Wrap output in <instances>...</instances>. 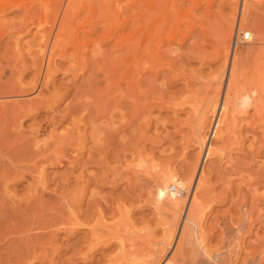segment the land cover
Instances as JSON below:
<instances>
[{
  "label": "rangeland",
  "instance_id": "374dc122",
  "mask_svg": "<svg viewBox=\"0 0 264 264\" xmlns=\"http://www.w3.org/2000/svg\"><path fill=\"white\" fill-rule=\"evenodd\" d=\"M44 1L21 0L0 15V25H5L0 31V264H146L155 256L152 247L155 250L169 231L162 232L160 222L171 218L163 213L176 197L175 187L188 180L193 168L195 174L201 170L199 178L205 181L197 195L201 213H206L202 230L207 248L217 250L226 238L239 236L232 242L239 240L242 251H237L238 259L231 257L233 263L264 264V111L256 115L249 108L255 115L248 111L247 117L238 111L234 117L245 118L236 119L228 132L218 126L219 139L213 135L219 105L203 125L202 149L192 135L197 110L206 106L208 96L218 95L220 103L224 97L226 83L220 85L217 78L225 65L221 42L233 23L230 53L244 12L247 27L242 30L250 38L235 46L242 70L246 72L260 53L264 56V0H210L199 6L172 0L181 31L186 27L183 43L168 42L167 26L164 43L153 39L152 50L160 59L156 73L142 64L130 81L121 69L126 52L115 41L137 27V4L145 0L122 2L123 30L113 29V37L105 35L110 24L96 19L97 9L94 17L87 8L66 17L73 26L64 24L67 31L53 52L50 70L40 56V30L46 34L49 28L54 36L66 18L62 4H55L52 13L53 0ZM48 9L56 15L50 17ZM131 15L135 21L129 22ZM51 36L41 44L49 47ZM215 79L220 88L216 93L210 92L215 84L219 89ZM209 145L215 151L211 156L206 155ZM155 172L169 178L166 191L155 184L154 179L162 183ZM194 184L195 178L187 194L178 196L183 211ZM164 247L163 258L176 255L175 241Z\"/></svg>",
  "mask_w": 264,
  "mask_h": 264
},
{
  "label": "bare ground",
  "instance_id": "6f19581e",
  "mask_svg": "<svg viewBox=\"0 0 264 264\" xmlns=\"http://www.w3.org/2000/svg\"><path fill=\"white\" fill-rule=\"evenodd\" d=\"M21 2V0H0V15L3 14L4 12L7 11V9H9L10 5L13 4V5H18V3L16 4V2ZM27 1V0H26ZM30 1V0H29ZM125 2V0H53L52 1V4L51 1L49 3V5L51 6V10L52 13H55L54 10L55 8H53V6H59V3L62 4L63 6V12H62V18H66V17H71V15H77V13L83 9V8H87V10L89 9V11H91L92 13L95 11L96 12V9L98 11V14L99 16L96 17V19H100L99 20H103L104 23L106 24H110V29L108 31V28H107V31L105 32V35H112V37L115 35L113 34L115 28L118 29V27L122 28V24H123V20H121V15L122 13H124V11L121 10V6H123L122 2ZM131 1V2H130ZM129 4H136L138 3L137 0H130ZM190 1V0H189ZM201 1H205L207 4L211 3L210 0H191V4L193 6H199ZM32 2V1H31ZM44 2L47 3V0H45ZM44 2H42L41 4L43 5ZM171 2H174L172 0H145L144 2H139V4H137L140 12H139V19L138 21H136L135 23L137 24V27H131L133 28L131 31H128V33H124V35H121L122 37L119 39V38H116L115 39H119V40H116L115 42H118L119 45H122L125 46L121 47V49L123 48L125 50V55H127V59H122V67L121 69L123 68L125 70L124 73V77L127 79L128 78V81H130L129 79L132 78L133 76V73L135 75V72H139L138 69L141 67L142 64H145L149 69L153 70L154 73H156L154 70L157 66H158V62L160 61V59L157 57V54L155 53L156 49H154L156 47L153 46L152 48V44H153V39H157L159 38V40H157L158 44L159 43H164V33L168 30L167 26H169L170 28V32L171 34L169 36H167L168 32L165 33V35L167 36V40L168 42L170 43L171 41L173 40H178V43H183L187 33L185 31V23H183L184 25V32L181 31L182 29V26H181V23L178 19V13L176 10H174L173 8H171ZM46 3L44 5H46ZM25 4V3H24ZM40 4V5H41ZM247 4V3H246ZM245 4V5H246ZM20 5H23V4H20ZM128 5V4H126ZM175 6V4H173ZM243 5V4H242ZM19 6V5H18ZM48 6V4H47ZM131 6V5H130ZM136 6V8H137ZM173 6V7H174ZM129 6H127L128 8ZM132 7V6H131ZM130 7V8H131ZM243 7V6H242ZM248 7V5L246 7H243V12L245 11V9ZM44 8L47 9V7L44 6ZM49 8V7H48ZM53 8V9H52ZM134 8V7H133ZM131 8V9H133ZM137 8V9H138ZM61 9V8H60ZM164 9V10H163ZM172 9V10H170ZM242 9V8H241ZM134 10V9H133ZM247 10V9H246ZM135 12H137L136 10H134ZM174 11V12H173ZM242 11V10H241ZM49 12V13H48ZM48 12L47 14H51L50 10L48 9ZM81 12V11H80ZM94 12V14H95ZM249 12V11H248ZM45 13V12H44ZM60 13V12H59ZM90 13V12H89ZM247 13V12H246ZM93 14V17L96 16V14L94 15ZM97 14V15H98ZM242 14V13H241ZM45 15V14H44ZM43 15V16H44ZM52 15H56V14H51L50 17ZM248 15V14H247ZM247 15H245V12H244V16L243 17H239L240 20L238 21V23L236 24V27H235V37L239 36V33L237 35L236 31H238L240 28L241 30L244 28V24H246L244 21H246V17H248ZM47 16V15H45ZM60 16V14H59ZM78 16V15H77ZM92 16V15H91ZM127 17L129 15H126ZM125 14H124V17H125V20H127ZM240 16V15H239ZM55 18V16H53ZM58 17V16H56ZM69 17V18H70ZM89 17V16H88ZM47 18V17H46ZM53 18V19H54ZM61 17H58V19H60ZM69 18H66L67 20H70ZM134 19V17L131 15L130 18H129V22L131 21V19ZM138 18V17H137ZM181 18H184L183 16H181ZM57 19V20H58ZM65 19V20H66ZM75 19V18H74ZM55 20V19H54ZM63 21V23H59V25L56 26L57 30H55V34L54 36H51L50 32L48 30H50L49 28L47 29V32L45 34V29H43L44 31H41L40 32L38 31V33H40V36L41 38L39 39L40 40V44L36 47L39 48V51L41 52V55L40 56H43L46 58V61L45 63L47 64L46 65V68L49 69L51 63H52V55H53V52H55L54 50L56 49V46H57V49H58V46L60 44H58V42L61 43V40L63 42V35L65 33V25H69L70 27L73 26V24H71V20L69 21V23L66 24L67 21ZM89 19H86V22L84 21V23L88 24L87 21ZM116 21V22H115ZM135 21V19H134ZM183 21V20H182ZM8 22V21H7ZM46 22V21H45ZM61 22V21H60ZM65 22V23H64ZM125 22V21H124ZM127 22V21H126ZM127 22V23H129ZM188 22V20H187ZM42 23V22H41ZM47 23V22H46ZM83 23V24H84ZM114 23V24H112ZM126 23V24H127ZM43 24V23H42ZM53 24V23H52ZM65 24V25H64ZM85 24V25H86ZM131 24V23H130ZM2 25V24H1ZM0 25V28H2V26L4 27L5 25ZM72 25V26H71ZM82 25V24H81ZM91 25V24H90ZM129 25V24H128ZM132 25V24H131ZM11 26V25H10ZM111 26H114L113 28ZM241 26V27H240ZM69 27V28H70ZM246 27H247V24H246ZM52 28V27H51ZM68 28V29H69ZM165 28L167 29L165 31ZM41 29V28H40ZM114 29V30H113ZM126 29V27H125ZM245 29V28H244ZM94 30V28L92 29ZM91 30V31H92ZM120 30V29H119ZM123 30V28H122ZM246 30V29H245ZM1 32L4 31L3 28L2 30H0ZM67 31V29H66ZM72 31V30H71ZM90 31V30H89ZM232 31H233V23L227 28V33L224 35V40H223V43L221 42V48H223L221 51L223 53V56H224V63L225 64L223 66V70L221 72V76L220 78L217 76L218 80L220 79V82L219 84H223V83H226L225 85V91H224V97L220 103V98H218V95H216L215 97L214 96H208V101L205 99L202 100V101H205L204 104H206L205 107L203 106H200L202 104H200L199 106L202 107V108H198L199 111L198 113V119H197V129L192 125L193 128H195L192 132L194 138L196 137L195 134L197 135V137L195 138L196 140V143L200 146L199 148H203L204 144H205V137H204V132H203V135L202 134V129L203 128V125H206L208 123L207 120H210V116L209 115H213L215 114V111H217V107L220 105V109L221 111L220 112H217V113H220V114H217V116L219 115V118L218 120L216 121V124L213 128V135H215V133L217 132V128L218 126H221V128L225 129V132L231 128L233 129L232 127L234 126V122L236 119H238L239 117H242L241 116H238V118H235L237 117L238 115V111L239 113H242V114H245V116H249V115H246L248 114V111H249V108L253 109V111H255V114L259 115V112L262 110L264 111V58H261V59H258L262 54L260 53L259 56L257 57V61H254L253 65H251L245 72V70H242L243 68V65H242V60L240 61V59L242 58H239L238 56V53L235 52V46L237 44V41H236V44H233L232 46V49H231V52L229 53V41L231 39V36L233 35L232 34ZM240 31V30H239ZM243 31H240L242 32V35H243ZM37 32V31H36ZM246 33V31H244ZM6 33V32H5ZM9 33V32H8ZM49 33V34H48ZM177 33H181L179 34V37H178V34ZM183 33V34H182ZM37 34V33H36ZM177 34V37L174 36ZM51 36V40H50V44H49V47H48V44L45 43L47 41V39L49 37L47 36ZM104 35V36H105ZM117 35V34H116ZM39 36V35H38ZM106 36V37H107ZM165 36V38H166ZM7 37V36H6ZM109 37V36H108ZM163 38V39H162ZM178 38V39H177ZM41 39H43L45 42L43 43L42 41V44H41ZM103 40V38H102ZM107 40V39H105ZM2 41V40H1ZM68 41V40H67ZM96 41V40H95ZM166 41V39H165ZM114 42V43H115ZM241 42V41H240ZM155 43V42H154ZM58 44V45H57ZM156 44V43H155ZM223 44V45H222ZM4 45V44H3ZM65 45V43H64ZM98 45V44H97ZM115 45V44H114ZM117 46V45H116ZM60 47V46H59ZM119 46H117L116 48H118ZM220 48V47H219ZM77 49V48H76ZM122 49V51H123ZM154 49V50H152ZM78 50V49H77ZM80 50V49H79ZM38 51V49H37ZM38 51V52H39ZM63 52V51H62ZM78 52V51H76ZM57 54V53H56ZM243 54V53H242ZM54 56V55H53ZM56 56V55H55ZM261 57H264V56H261ZM121 58V57H120ZM244 58V57H243ZM43 59V58H42ZM227 59H229V61H227ZM245 61V60H244ZM247 61V60H246ZM162 62H160L161 64ZM106 65V64H105ZM111 65V64H110ZM162 65V64H161ZM160 66V68H162ZM166 66V65H165ZM242 66V67H241ZM245 66V65H244ZM52 67V66H51ZM225 69H227V71H225ZM244 69V68H243ZM50 70V69H49ZM110 70V69H109ZM120 70V69H119ZM137 70V71H136ZM140 70V69H139ZM115 71V70H114ZM121 71V70H120ZM135 71V72H134ZM225 71V72H224ZM243 71V72H242ZM49 72V71H48ZM227 72V75L224 77V73L226 74ZM46 73V71H45ZM108 75V74H106ZM123 76V74H122ZM137 77V75H136ZM124 78V80H126ZM224 78V80H223ZM217 79H215V82H217V86H218V81H216ZM226 81V82H225ZM123 82V80H122ZM127 81H125L126 83ZM132 83V82H131ZM215 84V83H214ZM120 85V84H119ZM126 85V84H125ZM124 85V86H125ZM208 85V84H207ZM216 85V84H215ZM212 88H214V86ZM123 86V85H121ZM120 86V87H121ZM138 86V85H137ZM224 86V85H222ZM221 87V86H220ZM124 88V87H123ZM210 90L211 91H214V93H216V91H220V88L218 86V90L216 89L217 87L215 86V89H212ZM222 88V87H221ZM122 89V88H121ZM132 91V90H131ZM139 92V91H138ZM149 92V91H148ZM209 92V94H210ZM132 94V93H131ZM147 94V93H146ZM150 94V93H149ZM148 94V95H149ZM222 94V93H221ZM130 95V94H129ZM208 95V94H207ZM131 96V95H130ZM133 96V95H132ZM209 97H210V101L209 102ZM214 97V99H213ZM220 97V96H219ZM134 98V97H133ZM147 98V97H146ZM222 98V97H221ZM158 99V98H157ZM157 99H156V102H157ZM2 100V98L0 99V101ZM160 100V99H159ZM3 101V100H2ZM161 101V100H160ZM190 102V101H189ZM159 103V101H158ZM186 103V102H185ZM200 103V102H199ZM4 103L1 102L0 105ZM149 104V103H148ZM161 104V103H160ZM193 103L191 102V105ZM198 104V103H197ZM152 105V104H151ZM177 105V104H176ZM183 105V104H182ZM194 105V104H193ZM193 107V106H192ZM192 107H191V110H192ZM196 107V104L195 106ZM197 109V107H196ZM195 109V110H196ZM202 109V110H201ZM250 109V110H251ZM197 111L196 113H192V115L194 114V117H196L197 115ZM219 111V110H218ZM237 111V112H236ZM148 112V111H147ZM195 112V111H193ZM251 113V111H249ZM257 112V113H256ZM237 113V115L235 114ZM148 114V113H147ZM254 114V113H253ZM254 114V115H255ZM196 115V116H195ZM236 115V116H235ZM262 114L260 113V116ZM209 116V117H208ZM214 116V115H213ZM235 116V117H234ZM264 116V115H262ZM244 117V116H243ZM242 117V118H243ZM259 117V116H258ZM209 118V119H208ZM213 118V117H211ZM215 118V117H214ZM235 118V119H234ZM245 118V117H244ZM250 118V117H249ZM260 118V117H259ZM259 118H258V121H259ZM241 119V118H240ZM264 119V118H262ZM192 123V122H191ZM206 123V124H205ZM260 123V122H259ZM232 125V126H231ZM256 125V124H255ZM74 126V125H73ZM262 126V125H261ZM205 127V126H204ZM230 129V130H231ZM54 131V130H53ZM222 131V129L220 130ZM218 131V133L221 134V132ZM223 132V131H222ZM224 132V133H225ZM217 133V134H218ZM51 134V133H50ZM48 134V135H50ZM229 134V133H228ZM237 134V133H236ZM233 136H235L234 132L232 134ZM216 136V135H215ZM219 135L216 136V138L218 137ZM223 136L226 137V134H224ZM228 136V135H227ZM232 136V138H233ZM47 137V136H46ZM50 137V136H48ZM93 137V135H92ZM222 137V136H221ZM98 138V136H97ZM214 138V137H213ZM215 138V139H216ZM219 138V137H218ZM38 139V138H37ZM43 139V138H42ZM47 139V138H46ZM198 139V140H197ZM220 139V138H219ZM235 139V138H234ZM233 139V140H234ZM45 140V139H44ZM102 140V139H101ZM237 140V138H236ZM235 140V141H236ZM234 141V142H235ZM37 142V141H36ZM40 142H44V141H40ZM100 142V141H99ZM210 144V143H209ZM237 144V143H236ZM35 145V144H34ZM47 145V144H46ZM108 145V144H107ZM210 146H208V149H207V153L206 155H213L215 154V151H211L210 149ZM38 147H40L38 145ZM39 149V148H37ZM42 149V148H41ZM47 151V150H46ZM40 152V151H39ZM45 153V152H44ZM222 153V152H221ZM51 156V155H50ZM54 156V155H53ZM221 156V155H220ZM223 156V155H222ZM55 157V156H54ZM50 158V157H49ZM47 158V159H49ZM60 159V156L58 157ZM62 158V157H61ZM50 160V159H49ZM53 160V159H52ZM156 166V165H155ZM154 168V166H153ZM43 169V168H42ZM156 170V169H154ZM195 168H193V170L190 172V175L188 177V180H186V182H184L183 184H179L175 187V190H176V197L173 198L172 200V203L171 205L169 206V209L166 208V212L163 213L164 215L166 214L167 216H170V220H166L164 219L162 221V223L160 222V224H162L163 227H161V230L163 232V230H168L166 232V234H164V236L166 238H163L162 241H157L158 242V246L157 248H155L154 250V246L153 250H152V253L151 255L153 254V252L155 251V256L153 258H150V254H148L149 259L150 261H145V259L143 258V260L145 261L146 264H155L156 261H160V262H163L162 264H174L175 262H178V259H180V263L179 264H184L185 263V260H190V263L191 264H234L233 263V260H231L232 258L231 257H236L237 258V251H242V248L239 249L237 247H240V242L239 240L236 241V244H234L235 242V239L239 236H237L234 240H230L228 238L225 239V241H223L224 243H221V246L217 249V250H214L212 251L213 249L211 248H207V245H209V243L207 244L206 243V238H205V233L203 232L205 229L202 228L203 227V224H202V217L204 218V216H202V214H206V213H201V211H203L202 209V206H200V197L198 198V195L197 193L203 189V186H204V183H203V178H199L200 174H201V170H200V173L199 174H195ZM41 171V169H40ZM43 171V170H42ZM153 173V172H152ZM156 173V172H155ZM158 174L157 175V178L160 180H162V183H158V180L157 179H154V182L155 184H157V187L160 189V190H163V191H166L165 190V187L167 185H170L168 183V179L166 176L163 177L160 176L161 174L159 173H156ZM42 175V174H41ZM38 175H36L37 177ZM40 176V175H39ZM32 177V176H31ZM202 177V176H200ZM35 178V176L33 177ZM193 178H195V184L193 186V189L191 191V195L187 201V203L185 204L186 208H185V211H183V203L184 201H180V200H183V199H179V197L182 198V195L179 196V194L181 193H185L187 194V191L189 190L190 188V183H192V180ZM38 180L40 179L37 178ZM36 179V180H37ZM153 179V178H152ZM151 180V178L149 179ZM41 181V180H40ZM44 181V180H43ZM153 182V180H151ZM36 182V181H34ZM205 182V181H204ZM38 182H36V184H38ZM33 184V183H32ZM35 184V183H34ZM39 185H41L39 183ZM32 186V185H31ZM37 190V188H36ZM205 190V189H204ZM205 192V191H204ZM179 196V197H178ZM184 196V195H183ZM185 197V196H184ZM187 197V196H186ZM186 199V198H185ZM199 200V201H198ZM163 203V202H161ZM207 206V205H206ZM163 208V207H162ZM160 208V209H162ZM158 209V210H160ZM165 208H163L162 210H164ZM208 209V208H207ZM157 210V212H158ZM161 210V211H162ZM204 210H206L204 208ZM159 211V212H161ZM181 212L183 213V218H182V221H181V226L178 230V234L176 236V240H174V235L176 233V230H177V223H178V217L180 216ZM160 215V213H158ZM161 215H162V212H161ZM163 216V215H162ZM166 216V217H167ZM165 218V217H164ZM169 219V218H168ZM181 220V219H180ZM158 224V223H157ZM38 226V225H37ZM178 226V227H179ZM163 228V229H162ZM204 229V230H202ZM226 231V230H225ZM233 231V230H232ZM153 232V231H152ZM229 232V231H228ZM155 234V233H154ZM242 236V234H240ZM155 237V236H154ZM161 237V236H160ZM122 237H120V240H124V239H121ZM156 238V237H155ZM224 238V237H222ZM206 239V240H205ZM239 239V238H238ZM158 240V239H157ZM223 240V239H222ZM237 240V239H236ZM119 241V240H118ZM151 241V239H150ZM173 241H175V247H174V251L176 253V255L174 256H171L172 258L170 257H164V254H165V250H160V249H163V247H169L171 246V244L173 243ZM234 243H233V242ZM120 242V241H119ZM125 242V241H123ZM148 242V241H147ZM154 242V241H153ZM222 242V241H221ZM237 242H239V246H237ZM242 242V241H241ZM119 244V243H118ZM121 244V243H120ZM127 244V243H126ZM125 244V245H126ZM130 244V243H129ZM124 245V244H123ZM124 245V246H125ZM132 245V244H131ZM122 246V244H121ZM120 246V247H121ZM126 247V246H125ZM156 247V246H155ZM164 247V249H165ZM242 247V246H241ZM122 248V247H121ZM130 248V247H129ZM133 248V247H132ZM150 248V247H149ZM148 248V249H149ZM213 248V246H212ZM217 248V247H216ZM125 249V248H124ZM123 249V250H124ZM127 249V248H126ZM215 249V247H214ZM239 249V250H238ZM130 250H132L130 248ZM150 250V249H149ZM125 251V250H124ZM123 251V252H124ZM127 251V250H126ZM148 251V250H147ZM146 251V252H147ZM150 252V251H148ZM231 253H233L232 255L234 256H230ZM262 253V252H261ZM236 254V256H235ZM242 254V253H241ZM123 255V254H121ZM142 255V254H141ZM147 255V254H146ZM154 255V254H153ZM126 256V255H125ZM142 256H145V255H142ZM239 256V255H238ZM148 259V260H149ZM238 259V258H237ZM236 259V260H237ZM251 259V258H250ZM146 260H147V257H146ZM235 260V258H234ZM235 260V261H236ZM131 261V260H130ZM142 261V260H141ZM234 261V262H235ZM139 262V261H138ZM158 262V263H160ZM243 262V261H242ZM144 264V263H142ZM187 264V263H186ZM243 264V263H242Z\"/></svg>",
  "mask_w": 264,
  "mask_h": 264
},
{
  "label": "built area",
  "instance_id": "2783aa9c",
  "mask_svg": "<svg viewBox=\"0 0 264 264\" xmlns=\"http://www.w3.org/2000/svg\"><path fill=\"white\" fill-rule=\"evenodd\" d=\"M250 38V35H248L247 33H245V34H243L242 35V32L239 34V37L237 38V37H235L234 38V41H233V44H236V41L238 40V41H246V40H248ZM237 41V42H238Z\"/></svg>",
  "mask_w": 264,
  "mask_h": 264
}]
</instances>
